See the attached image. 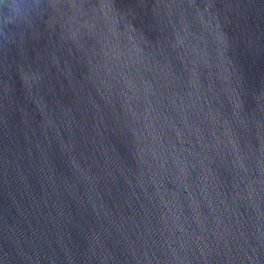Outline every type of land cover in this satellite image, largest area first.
I'll return each mask as SVG.
<instances>
[{
    "label": "water",
    "instance_id": "1",
    "mask_svg": "<svg viewBox=\"0 0 264 264\" xmlns=\"http://www.w3.org/2000/svg\"><path fill=\"white\" fill-rule=\"evenodd\" d=\"M18 2L0 264H264V0Z\"/></svg>",
    "mask_w": 264,
    "mask_h": 264
},
{
    "label": "clouds",
    "instance_id": "2",
    "mask_svg": "<svg viewBox=\"0 0 264 264\" xmlns=\"http://www.w3.org/2000/svg\"><path fill=\"white\" fill-rule=\"evenodd\" d=\"M0 6L9 10V15L0 14V19L5 25L15 23V19L21 16V4L18 0H11V3L0 0Z\"/></svg>",
    "mask_w": 264,
    "mask_h": 264
}]
</instances>
